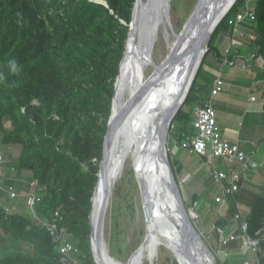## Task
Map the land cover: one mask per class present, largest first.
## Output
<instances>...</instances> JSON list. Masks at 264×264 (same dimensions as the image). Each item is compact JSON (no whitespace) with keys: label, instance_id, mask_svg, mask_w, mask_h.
<instances>
[{"label":"trees","instance_id":"trees-1","mask_svg":"<svg viewBox=\"0 0 264 264\" xmlns=\"http://www.w3.org/2000/svg\"><path fill=\"white\" fill-rule=\"evenodd\" d=\"M135 1L0 0V148L8 156L4 166L15 168L14 175H4L3 185L27 192L34 182L41 197L37 213L50 219L60 210L61 224L79 248L80 264H96L89 222L91 198ZM245 1L236 0L211 34L208 51L169 128L170 141L179 142L192 133L193 107L215 79L204 70L207 55L216 49L213 60L222 66L223 54L215 44L231 33L229 19ZM250 6L257 18L245 23L244 30L253 33L255 40L239 37L237 51L242 52L239 43L245 40L251 52L264 58V0H252ZM254 68V80L264 81V66ZM254 80L248 79V84ZM254 117L261 118L262 125L253 131L264 144V103L263 111ZM176 167L183 169V165ZM256 183L251 187L247 182L239 191L254 193L246 214L251 236L264 225V186ZM207 185L208 189L203 184L202 192H193L194 201L205 197L216 202L218 190L212 176ZM236 203V198H230L228 215L217 217L216 226L230 223ZM0 239L13 245L0 256V264H60L49 232L29 217L24 202L10 214L0 206ZM260 248L264 264V240ZM234 260L229 256L224 263L217 259L216 264L241 263Z\"/></svg>","mask_w":264,"mask_h":264},{"label":"bare ground","instance_id":"bare-ground-1","mask_svg":"<svg viewBox=\"0 0 264 264\" xmlns=\"http://www.w3.org/2000/svg\"><path fill=\"white\" fill-rule=\"evenodd\" d=\"M215 1L216 0H204L200 7L194 9L186 21L187 23L185 22L186 26L184 31L177 32L174 29L172 20L171 2H169L168 5H163L158 0H140L141 15L138 21V31L136 33L135 25H133L122 62L121 74L117 84V95L113 105V110H118L130 93H134L140 86L143 87L148 85L145 83L147 81L146 70L149 66L155 67V74L159 73L161 69L166 70V66L162 65V63L155 62L153 57V53L155 52L154 47L157 42L160 41L161 36L166 38L169 53L172 56L190 50L189 53H186L188 54L187 57L168 74L166 71L162 72L165 74L164 80H161L158 85L153 86V98L148 102L144 100L143 103H140L137 111L131 113V118L124 121L121 127V133L116 137V141L113 142L111 148L112 158L110 164L111 175L117 176L114 182L115 186L117 180L124 171V167H126L127 159L131 158V163L135 169L138 181H144L146 185L145 203L147 206H150L152 210V227H154V225L157 226L153 229V235L157 239H159V236L165 237L164 243L173 253L175 259L177 258L181 264H189L180 254L177 244L181 245V243L179 240L168 237L169 235H167L168 231L166 229L163 230L158 227L160 224L164 226L166 223L169 228H174L173 225L169 224L170 221L180 220V212L172 190V184L168 176L162 178L163 180L157 184L154 178L156 172L151 171V174L146 173L148 169L147 165L142 164L144 154L143 149L140 148L141 146L143 147L144 142L152 145V138L155 135L162 115L167 109V104H169L168 101L172 97V92L178 85L179 79L183 74L185 75V73L188 74L189 72L195 71L194 56H196L198 49H201V46H208L211 34L205 33L200 36V32H203L209 23L212 6ZM135 41L136 43L134 44ZM152 43L153 46L151 48ZM157 80H159V78H157ZM146 144L144 145L145 148L147 146ZM153 163L154 161H152V164ZM160 167V172L163 174L162 165H160ZM155 182L157 184L156 186ZM104 193L105 188L103 186V180L100 179L99 197L104 195ZM94 204L95 207L98 205V198L95 199ZM94 224H96L95 216H93V225ZM168 239L170 241H168ZM105 241L107 242L106 234ZM148 242L142 240L140 246L128 259V262L126 261L123 264H143ZM138 252V257L133 261V258ZM103 258L106 260L107 264H117L112 262L105 254Z\"/></svg>","mask_w":264,"mask_h":264},{"label":"built area","instance_id":"built-area-1","mask_svg":"<svg viewBox=\"0 0 264 264\" xmlns=\"http://www.w3.org/2000/svg\"><path fill=\"white\" fill-rule=\"evenodd\" d=\"M252 0H246L240 9L235 11L229 19L231 33L224 35L228 38V43L223 48V62L218 69L216 77L210 88L209 95H204L193 107V119L191 126L194 128L192 133L184 135V138L179 141L181 148L187 150L190 154L197 155L203 161L210 171V175L217 186V194L215 201L219 205L218 212L221 216L228 215L230 206V198L236 197V194L242 189L243 185L250 180L252 174L261 173V168H264V160L256 161L252 154H249L241 149L239 142L229 140L223 133L219 121L218 112L215 107L216 97L228 88L227 75L223 68L225 66L238 67L247 75L256 76L257 71L254 66L260 68L264 66V58L262 55H257L256 52H250L247 55H242L237 51L239 37L255 40L253 33H246L244 30L245 23L253 22L257 16L254 8L250 6ZM262 80H254L246 86V91L252 101L257 99L254 95V90ZM173 126V125H172ZM7 160L6 152L0 148V206L10 214L16 208H19V198L24 197L23 202L26 205V210L30 218L39 220L49 232L55 248L59 254L60 264H80L81 259L78 256L79 248L71 241L70 234L66 225L61 224L63 216L59 209H56L54 215L50 219L42 218L36 211V204L41 201V197L34 189L25 194H21L13 186L5 187L3 185L4 164ZM217 160L222 161V168L217 164ZM185 179H190L192 173L188 172ZM193 206L189 210L192 217L194 210L199 207L200 202L195 200ZM231 214V220L238 223L237 229L228 230L227 227L216 226L214 229L218 233V240L224 250H222V259L224 261L232 254L231 248L228 245L232 242L241 243L243 247L239 253L242 256L251 249L255 252L256 259L243 257L240 264H261L260 259V243L264 240V225L260 227L254 236L248 233V221L238 209ZM236 253V252H235ZM264 255V253H262Z\"/></svg>","mask_w":264,"mask_h":264},{"label":"water","instance_id":"water-1","mask_svg":"<svg viewBox=\"0 0 264 264\" xmlns=\"http://www.w3.org/2000/svg\"><path fill=\"white\" fill-rule=\"evenodd\" d=\"M158 1L161 2L163 5H168L170 2V0H158ZM203 1L204 0H197L193 9H195L196 7H200ZM235 2L236 0H216L212 6L209 23L207 24L204 31L200 32V36H202L205 33L212 34L215 28L217 27V25L226 16V14L229 12V10L231 9V7ZM140 15H141L140 0H136L133 7L132 20L129 24L128 36L125 41V50L123 52V57L120 62L119 73L116 76V80H115V92L112 99L111 114L107 124V131L104 137V153H103V158L100 162L98 181L91 198L92 207L89 214V222L91 224V248L96 264H107L106 260L103 258L104 254L114 263L117 264L124 263L123 261H120L117 258H115L110 253L108 244L105 241V232H104L105 231L104 223L107 215V209L110 203V198L113 194V186H114L115 178L117 177L111 175V171H110L111 169L110 164L112 158L111 148L113 142L116 141L115 140L116 137L120 135L121 127L124 121L131 118V113L137 111L138 105L140 103H143L144 100L145 102H148L153 98L152 97V93L154 92L152 91L153 86L158 85L161 80L162 81L164 80L165 74L162 72L166 71L168 74L171 70H173L179 63H181L187 57L188 54L186 53H189L190 51L187 50L184 53H180L179 55H174V56L168 53L165 59L161 62L162 65L166 66V70L161 69L159 73L155 74L156 69L153 66L154 68L153 71L146 78L147 81L145 84L148 85L143 86L144 88L142 86L138 87V89L134 93L129 94V96L124 100V103L121 104L118 110H113L114 100L117 95V84L119 82V77L121 74L122 62L129 41L130 31L132 26L135 25V31L137 33L138 21ZM186 23L182 27L181 32L184 31ZM135 43L136 41L134 42V44ZM152 46L153 43L151 45V48ZM207 51H208V46L207 47L201 46V49H198L196 56H194V61H195L194 65L196 66L194 69L195 71L189 72L188 74L185 73V75L183 74V76L179 79L178 85L175 88V90L172 92V97L168 101L169 104H167V109L162 115L158 127L155 131V135L152 138V145H149L148 143L146 144V142H144L143 147L141 146L140 148L143 149V154H144L143 155L144 159L142 161V164L147 165V169H148L146 173L151 174V171L156 172L155 174L156 176L154 178L157 184H159V182L163 180L162 178H166V176L169 177L170 183L172 184V190L178 203L180 220L170 221L169 224L173 225L174 228H169L166 223L164 226L158 224L159 225L158 227L163 230L166 229L168 231V234L166 233L167 235H169L168 237L179 240L181 245L177 244V246L179 248L180 254L189 264H216V262L212 250L206 243L201 232L197 229L196 225L192 221L191 219L192 215L184 205L180 188L178 182L175 179L173 168L169 158L168 134H169V128L171 127V123L176 113L178 112V110L181 108L184 101L186 100L187 95L191 89V86L194 82V79L198 73L200 65ZM157 78H159V80H157ZM145 144L147 145L146 148L144 147ZM152 161H154L153 163L154 165L152 164ZM160 165H162L163 174H161L160 172L161 171ZM100 179L103 180V186L105 188V193L101 197H99ZM156 182H155V186L157 185ZM138 184L141 192L142 208H143V215L145 220V236L143 238V241L146 240L148 242L150 239H152L156 242L158 246L157 250L148 259L149 264H156L155 258L158 255L159 247L161 246L167 248L164 243L165 237L159 236V239L154 237L153 229H155L157 226L154 225V227H152L151 225L152 224L151 221L153 220L151 215L152 210L151 207L147 206L145 203L146 185L144 181H138ZM96 198H98V205L95 207L94 203ZM93 216L96 217V224L94 225H93ZM168 241L170 240L168 239ZM177 261L179 264H181L179 260Z\"/></svg>","mask_w":264,"mask_h":264},{"label":"rangeland","instance_id":"rangeland-1","mask_svg":"<svg viewBox=\"0 0 264 264\" xmlns=\"http://www.w3.org/2000/svg\"><path fill=\"white\" fill-rule=\"evenodd\" d=\"M171 2V14H172V20L174 24V29L177 32H181L182 27L184 26L185 22L188 20V16L192 14L194 11V6L197 2V0H170ZM240 8V7H239ZM193 10V11H192ZM191 13V14H190ZM190 17V16H189ZM211 38V37H210ZM210 40V39H209ZM209 45V42H208ZM221 45V42H217L215 46L218 48ZM154 53L153 57L155 62L161 63L167 54L169 53V47L167 40L164 36H161L160 41L157 42V44L154 47ZM216 56V49L211 50L207 58L213 59ZM162 60V61H161ZM207 61V59H206ZM153 66H149L146 70V76H148L153 71ZM252 75V74H251ZM253 76V75H252ZM242 85V84H241ZM245 85V84H244ZM247 85V84H246ZM243 89V85L240 86ZM258 87V85H257ZM241 91V89H239ZM255 91V90H254ZM243 92V91H242ZM203 93V91H202ZM255 93H259L258 91H255ZM243 101L246 100V96L244 95L242 98ZM215 107L218 109L220 108V103L215 101ZM240 111L242 112L241 122L239 123V120L236 119L235 122L230 119H227V124H232L234 122L235 128L238 130V136L240 141L239 144L242 145V148L245 149L247 152H251L253 149H256L259 146L260 151L256 154H253V158L260 162L261 156H264V144L260 141V134L257 132H254L253 129H258L262 123L259 121L261 118L254 117L251 118V115H255L253 113H249L250 115H247L246 122L243 126V120L244 116L247 113L245 111V108H240ZM263 119V118H262ZM192 130L194 131V128L192 127ZM242 131V132H241ZM169 136L168 134V153L170 162L173 168L174 176L176 181L178 182L180 192L183 198V202L187 210L189 211L191 207L193 206V192H202L203 184L207 187V182L211 178L210 171L208 169V172L205 171V175H195L194 174L196 166L199 167L201 165L202 161H199L198 159H193L192 161H188L187 154H180L177 152L176 154L172 150L169 145ZM261 143V144H258ZM240 145V146H241ZM171 148V150H170ZM259 154V155H258ZM176 156L178 157V160H176ZM8 157V156H7ZM128 161V162H127ZM126 161V167H124V171L120 178L117 180L116 185L113 189V194L111 198V202L109 205V209L107 211L106 215V222H105V234L107 239V244L109 247V251L112 255L117 258L120 261L126 262L133 252L137 250V248L140 246L144 236H145V220L143 215V208H142V198H141V192L140 187L137 181L136 172L133 168V164L131 163V158H128ZM131 164H130V163ZM183 162L185 167L179 173H177L176 166H178V163ZM188 162V165L185 163ZM129 163V164H128ZM217 164L222 167L226 168V166H222V161L217 160ZM263 169L261 168V173L252 174L249 183H251V187L258 186L256 182H261L264 186V173ZM187 171L192 172V177L188 180L185 179V175L187 174ZM15 168L13 166H10L6 168L4 166V175H14ZM215 190H217V186H215ZM241 192V191H240ZM238 193L236 198V202L238 204V209L241 211V213L244 216H247V211L249 210V202H250V196L253 197L254 193L251 191H247L246 193ZM21 196L19 198V206H23ZM200 205L194 210V216L191 217L192 221L196 225L197 229L201 232L203 238L205 239L206 243L210 247V249L213 252L215 262H217V259H222V250L226 249L223 246L220 245L217 234L214 229V220L220 216V213L218 212L219 205L211 200L206 199L205 197H202L200 199ZM211 208V209H208ZM233 230L238 227V223L236 221L230 220V223L228 225ZM11 241H1L0 239V256L5 254L8 250L13 249V245H9ZM25 246L26 244H22ZM166 245V244H165ZM241 243H236L234 247H232V251L236 252L237 256L233 254L234 256L230 257H237L239 261L242 260L243 257H250L251 259H256L255 252L251 249H248V252L242 256L239 253L240 250L243 249L242 246H240ZM157 244L154 240L150 239L145 250V255L143 258V264H149V257L157 250ZM167 247V246H166ZM140 252V251H139ZM139 252L135 255L133 258V261L138 257ZM132 261V262H133ZM156 264H174V261H176L175 257L173 256L172 252H170L167 248L159 247L158 255L155 258ZM131 262V263H132Z\"/></svg>","mask_w":264,"mask_h":264},{"label":"crops","instance_id":"crops-1","mask_svg":"<svg viewBox=\"0 0 264 264\" xmlns=\"http://www.w3.org/2000/svg\"><path fill=\"white\" fill-rule=\"evenodd\" d=\"M227 43H228V38L226 36H222L221 45L219 46V49L221 52L223 51L222 49L225 48ZM239 44H240V47L242 49V52H241L242 55H247L251 52L250 45L247 41L241 40ZM206 59H207V61L205 60L204 70L207 73L212 74L213 77L215 78L216 73H217L218 69L220 68V65L215 64V62L212 58L211 59L206 58ZM223 70L227 75V81H228L229 85H228V88L225 91L221 92L215 99V101L220 103V108L217 109L218 121H219V125H220L224 135L229 140H231L233 142H238V140H239L238 130L235 128L234 122L236 119L239 120V123L241 122L242 112L240 111V108H242V107L245 108V111H247V113L260 114L263 111L264 84L261 86H259V84H258V87L256 86L255 91H258L259 93H255V91H254V95H256L257 99L255 101H252L245 88L247 85H249L248 79L254 80L253 76L247 75L246 73L241 71L238 67L225 66L223 68ZM212 83L207 86L205 91H203V94L205 96L209 95ZM259 83L261 84L263 82H259ZM241 84L243 85V89L240 87V86H242ZM239 89H241V91ZM244 95L246 96L245 101L242 100ZM230 118L234 122L232 124H230V123L227 124L226 123L227 119H230ZM224 121H226V122H224ZM171 143H173L172 150L174 151L175 154L177 152H179L180 154H187L188 155V157H187L188 161H190V160L192 161L193 159H198L199 161H202L201 159H199V157L197 155L190 154L187 150L181 148L179 143L176 140H174V139H172L171 141L169 140L170 147H171ZM239 143H240V141H239ZM241 147H242V145H241ZM257 148H258L257 151L259 152L260 151L259 146ZM170 150H171V148H170ZM252 152L254 154L258 153V152H256V149L252 150L251 153ZM252 156H253V154H252ZM175 159L178 160V157L176 156ZM260 160L263 161L264 156H261ZM185 164L188 165V162H186ZM179 165H183V169L186 168L183 162L178 163V166ZM208 169H209V167L205 163H203V161H202L201 165L199 167L196 166L195 170H197V171H195L196 174H194V177H195V175H198V174L204 176L206 173L205 171L208 172ZM177 170L179 173V171H181L182 169L178 168ZM188 172H190V171H188ZM260 174H262V173H260ZM196 179H198V178H196ZM249 181L250 180H248L247 182H249ZM247 182H246V184H247ZM20 193L25 194L26 191H21ZM23 199L24 198H22V203H23ZM233 254H235L237 256V254L235 252H232V254L230 256H233ZM233 258H235V260H234L235 262H237V263L240 262L237 257H233Z\"/></svg>","mask_w":264,"mask_h":264}]
</instances>
